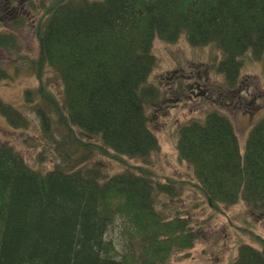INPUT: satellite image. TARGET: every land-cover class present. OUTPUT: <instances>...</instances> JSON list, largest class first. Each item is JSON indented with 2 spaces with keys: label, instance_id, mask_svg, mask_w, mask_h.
Instances as JSON below:
<instances>
[{
  "label": "trees",
  "instance_id": "1",
  "mask_svg": "<svg viewBox=\"0 0 264 264\" xmlns=\"http://www.w3.org/2000/svg\"><path fill=\"white\" fill-rule=\"evenodd\" d=\"M32 5L40 15L31 24L39 41L32 71L41 85L25 91L23 104L38 115L45 136L56 129L62 137L54 139L57 161L47 172L0 141V264H167L194 247L199 231L190 216L158 207L159 195L174 198L182 188L170 177L158 180L151 166L160 148L150 115L161 96L149 82L155 43L184 36L195 47L215 45L223 54L218 71L236 88L245 61L264 59V0ZM19 41L16 33L0 32V48L12 51ZM49 67L63 83L62 97L43 83ZM9 77L0 68V78ZM0 115L17 129L34 124L1 97ZM176 130L178 158L191 167L193 187L212 210L243 203L264 213V116L244 148L233 119L219 108ZM99 157L122 171L110 175ZM118 221L126 240L121 249L108 238ZM227 264H264V243L258 249L241 242Z\"/></svg>",
  "mask_w": 264,
  "mask_h": 264
},
{
  "label": "rangeland",
  "instance_id": "2",
  "mask_svg": "<svg viewBox=\"0 0 264 264\" xmlns=\"http://www.w3.org/2000/svg\"><path fill=\"white\" fill-rule=\"evenodd\" d=\"M45 1L32 0L30 4ZM29 16L27 23L15 30L20 40L19 46L12 51L0 48V68L10 74L7 79L0 78V97L18 106L28 116H33L34 124L29 129H17L0 115V141L11 144L32 168L47 172L55 167L57 161L58 145L54 139L62 136L56 129L52 137L45 136L38 115L23 104L25 91L30 88L37 89L41 85L36 73L32 71L36 67V59L32 58L38 56L39 41L31 26L40 15L36 9H32ZM0 31L11 30H6L0 23ZM155 49L158 62L149 82L161 90L158 102L161 100L162 103L158 107V102H155L150 111L151 126L160 141L159 150L151 156V166L158 180L165 181L170 177L177 181L175 186L182 188L181 193L174 198L159 195L158 207L165 215L181 213L190 216L199 231V239L194 247L175 252L167 264H227L237 253L241 242L262 249L264 213H255L243 203L224 207V212L212 210L193 187L194 174L191 167L178 158L176 128L192 119H203L210 109L219 108L233 119L240 144L244 148L252 125L264 116V59L245 61L238 87L230 91L234 92L230 99L236 101L235 107V104H227L230 103L229 99L223 102L224 95L218 94L224 85L223 75L218 74V65L223 54L215 45L195 47L182 36L175 43L157 40ZM191 72H198L208 80L209 96L217 101L189 95L184 75ZM44 73L43 83L58 97H62L63 83L60 77L50 67L47 70L44 68ZM238 94L240 96L237 98ZM97 160L106 167L110 175L122 171V167L111 158L99 157ZM129 160L140 163L137 158ZM243 228L247 230H242ZM108 238H113L120 249L123 247L126 240L121 221L110 227Z\"/></svg>",
  "mask_w": 264,
  "mask_h": 264
},
{
  "label": "flooded vegetation",
  "instance_id": "3",
  "mask_svg": "<svg viewBox=\"0 0 264 264\" xmlns=\"http://www.w3.org/2000/svg\"><path fill=\"white\" fill-rule=\"evenodd\" d=\"M31 1L32 0H0V23H2V26L6 29L15 31L20 28L22 24L26 23L28 17H30L29 15L32 13V9L35 8L32 4H30ZM34 4L35 6H39L41 3ZM184 76L187 89L190 88L189 92L191 95L202 94L203 92L210 95L208 84L204 82H207L208 80L203 78L200 73L197 72L195 74L194 72H191L190 74H185ZM218 93L220 94V91ZM225 96L229 97V94H225ZM233 104L237 107L236 102Z\"/></svg>",
  "mask_w": 264,
  "mask_h": 264
}]
</instances>
